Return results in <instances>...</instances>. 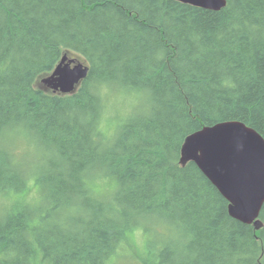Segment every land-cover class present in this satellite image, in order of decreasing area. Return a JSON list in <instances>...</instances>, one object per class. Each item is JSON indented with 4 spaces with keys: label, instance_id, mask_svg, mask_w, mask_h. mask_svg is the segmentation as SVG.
<instances>
[{
    "label": "trees",
    "instance_id": "trees-1",
    "mask_svg": "<svg viewBox=\"0 0 264 264\" xmlns=\"http://www.w3.org/2000/svg\"><path fill=\"white\" fill-rule=\"evenodd\" d=\"M227 2L0 0V264H116L139 232L141 264H264V226L231 217L197 165L180 164L207 126L264 137V0ZM65 54L87 78L72 94L43 89ZM134 93L105 125L107 100ZM177 227L179 253L164 244Z\"/></svg>",
    "mask_w": 264,
    "mask_h": 264
},
{
    "label": "water",
    "instance_id": "water-1",
    "mask_svg": "<svg viewBox=\"0 0 264 264\" xmlns=\"http://www.w3.org/2000/svg\"><path fill=\"white\" fill-rule=\"evenodd\" d=\"M201 8L222 10L227 0H180ZM74 72L68 77L62 70ZM90 66L65 54L41 87L63 95L72 94L87 78ZM193 137H199L200 142ZM193 162L229 202L234 219L256 229L264 206V137L240 121H227L190 134L181 149L180 164Z\"/></svg>",
    "mask_w": 264,
    "mask_h": 264
},
{
    "label": "rangeland",
    "instance_id": "rangeland-1",
    "mask_svg": "<svg viewBox=\"0 0 264 264\" xmlns=\"http://www.w3.org/2000/svg\"><path fill=\"white\" fill-rule=\"evenodd\" d=\"M134 102L135 93L130 95L114 94V96L107 100L108 114L105 125L106 123H112L111 125L114 126L118 120L116 117L119 118L126 115L130 111L131 107L135 104ZM22 145H24L23 142H21L19 150H24ZM139 233L134 237V247L131 249H126L125 256H118L116 258V264H141L137 258V255L141 252H144L146 249L144 247L145 236H143L144 234Z\"/></svg>",
    "mask_w": 264,
    "mask_h": 264
},
{
    "label": "bare ground",
    "instance_id": "bare-ground-1",
    "mask_svg": "<svg viewBox=\"0 0 264 264\" xmlns=\"http://www.w3.org/2000/svg\"><path fill=\"white\" fill-rule=\"evenodd\" d=\"M180 1V0H178ZM182 2V1H181ZM183 3H186V2H183ZM186 4H189V3H186ZM228 4V2H227ZM192 5V4H190ZM194 6V5H193ZM227 6V5H226ZM197 7V6H196ZM201 8V7H200ZM204 9H207V10H210L208 8H204ZM215 11V10H213ZM217 11H221V10H217ZM71 58H75V57H72L70 56ZM84 62V61H83ZM88 65V64H87ZM89 66V65H88ZM107 178H110V179H114L112 176L109 177L108 173L105 175ZM112 180H108V181H105V187H106V190L109 191V194L111 196H115L117 194L120 193V190H119V186L117 185V183ZM121 195H124V193H121ZM167 219L166 216H162L161 217V220L160 221H163ZM245 224V223H244ZM160 224H157V226H159ZM177 229L179 230V232H177V236L175 235V238H172V239H169V240H165V245L168 247V248H171V249H174L177 253H179V251L181 250V248L185 245V242L183 240V238H181L180 236V233L181 235L183 236V231L182 229L178 228ZM189 257H192L191 255L185 253L183 258L179 261V262H182L184 263L186 260H188ZM155 258H151L148 260V264H153L155 263L154 261ZM56 263L55 264H78L76 262H69V261H64L62 259H58L57 261H55Z\"/></svg>",
    "mask_w": 264,
    "mask_h": 264
},
{
    "label": "snow or ice",
    "instance_id": "snow-or-ice-1",
    "mask_svg": "<svg viewBox=\"0 0 264 264\" xmlns=\"http://www.w3.org/2000/svg\"><path fill=\"white\" fill-rule=\"evenodd\" d=\"M68 77H73L75 75L74 72L68 71V70H62ZM194 141L196 142H200V138L199 137H193Z\"/></svg>",
    "mask_w": 264,
    "mask_h": 264
}]
</instances>
